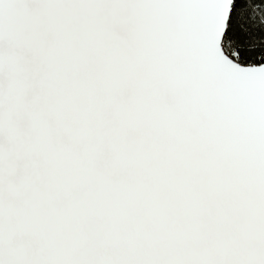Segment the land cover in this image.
I'll use <instances>...</instances> for the list:
<instances>
[{
	"label": "snow or ice",
	"instance_id": "snow-or-ice-1",
	"mask_svg": "<svg viewBox=\"0 0 264 264\" xmlns=\"http://www.w3.org/2000/svg\"><path fill=\"white\" fill-rule=\"evenodd\" d=\"M0 264H264V0H0Z\"/></svg>",
	"mask_w": 264,
	"mask_h": 264
}]
</instances>
